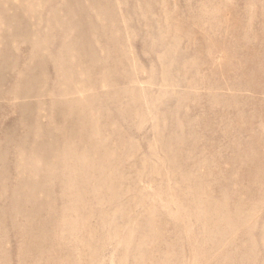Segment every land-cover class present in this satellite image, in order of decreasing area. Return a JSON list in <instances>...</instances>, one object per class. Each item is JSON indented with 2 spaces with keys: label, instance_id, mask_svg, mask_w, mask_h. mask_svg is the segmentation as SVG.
Returning <instances> with one entry per match:
<instances>
[{
  "label": "rangeland",
  "instance_id": "rangeland-1",
  "mask_svg": "<svg viewBox=\"0 0 264 264\" xmlns=\"http://www.w3.org/2000/svg\"><path fill=\"white\" fill-rule=\"evenodd\" d=\"M0 264H264V0H0Z\"/></svg>",
  "mask_w": 264,
  "mask_h": 264
}]
</instances>
